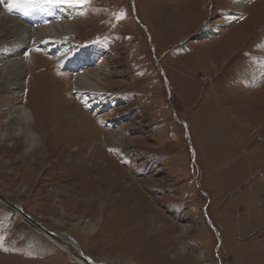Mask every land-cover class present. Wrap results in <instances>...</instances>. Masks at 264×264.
<instances>
[{
  "label": "rangeland",
  "instance_id": "1",
  "mask_svg": "<svg viewBox=\"0 0 264 264\" xmlns=\"http://www.w3.org/2000/svg\"><path fill=\"white\" fill-rule=\"evenodd\" d=\"M42 1L0 4L20 23L73 22L39 42L63 45L61 65L31 39L21 89L0 69V126L20 90L38 139L0 135V199L97 264H264L261 0ZM87 71L96 92L79 87ZM66 236L0 203V264H77L53 242L79 255Z\"/></svg>",
  "mask_w": 264,
  "mask_h": 264
},
{
  "label": "bare ground",
  "instance_id": "2",
  "mask_svg": "<svg viewBox=\"0 0 264 264\" xmlns=\"http://www.w3.org/2000/svg\"><path fill=\"white\" fill-rule=\"evenodd\" d=\"M62 1L63 0H59L58 5H60L64 8V4ZM246 1L247 0L234 1V4L239 9H242L243 5L245 4ZM45 2L46 1L41 0V4H43L44 6H46ZM260 4L263 5L264 0H261ZM7 5L10 6L9 4H7ZM47 5H49V4H47ZM51 6H52V4H51ZM42 8H40V9H42ZM54 8H53V10H55ZM71 12H68V13H71ZM44 13L46 14V11L41 10L39 12H36L35 15H32V14L27 15L31 21H30V23L25 24V23L18 22L17 21L18 19L17 20L16 19L15 20H8L11 17L6 15L5 12L2 11V9L0 7V46L1 47L4 46V48L2 50H0V69L2 70L3 76H4L2 82L5 83L4 85H7V86L10 85L9 88L12 86H16V87L21 89L22 86L24 85L23 84L24 83L23 76L26 74V65H27L25 62V58H26L25 51L28 49L27 46L32 42L33 39H36L35 44H38L39 47H43L46 52H52L56 56V60L60 63V65H61V62L65 61V59H66V57H64L66 49L63 47L62 44H54L52 42L44 44V42L51 40L53 37L55 39L63 40L62 36H67L68 34H73V25H72L73 22L70 20H66V22L61 20L62 19L61 15L55 16L54 19L56 21H54V20H52L53 17L51 18L50 13H48V18L44 19L45 18ZM12 19H14V18H12ZM26 22H28V21L26 20ZM43 39H45V40H44L43 44L41 43L42 46H40L39 42H40V40L42 41ZM64 40H66V39H64ZM263 48H264V46H263ZM78 53L79 52L77 51L75 57H78L77 56ZM242 54H244V53H242ZM70 55H71V53H70ZM240 55H241V53H240ZM67 57H68V55H67ZM69 65H71L75 71H80V69L82 67L80 61H75V60L70 61ZM251 73L256 78H259L261 80L264 79V54L261 56V62L259 64H256L255 67H253V69L251 70ZM54 79L59 80L55 77H54ZM77 79H78L79 87L82 89V91H89L88 93H90L92 91L96 92L100 88L99 85L97 84V81H101L100 78L98 77V75L96 76L93 73H90V71H87L84 74H78ZM60 81H58V83ZM7 86H5V87H7ZM32 90H33V88H32ZM20 93H21L20 90H18L16 92L10 91L9 93H6V94H9V96H10L9 99L7 100L6 104H5V109L8 110V113H7L8 117H5V119L3 120V122L0 126V128H1V131H0L1 141L4 143H7L14 138L16 139L17 136L24 137L26 140V143H28V145H29L28 151H30L31 148H33L34 146H37L38 139H37L36 134L33 130L34 121H33L32 113L28 112L25 107L16 106L13 103L14 100H16L17 97L20 96ZM24 125L26 126L25 129H24ZM86 194H88V193L86 192ZM103 209H104V207H103ZM15 212L20 214V212H18V211H15ZM36 228L39 229L44 235L47 236V234H45L44 231L42 229H40V227H36ZM65 236L66 235H62V237H59V238H65ZM48 238L50 239L52 237H48ZM66 238H68V236H66ZM51 240H53V239H51ZM53 242L56 244V246L58 247L59 250L65 252L71 258L73 263L97 264L95 262L93 263L92 260H91V262H88V263L84 262L82 260L81 256H79L77 254L75 255L74 253H72V251H70L64 245L57 243L55 239L53 240ZM70 243H72V246L75 249H77L78 251L80 250V246H78V244L75 240L74 241L70 240Z\"/></svg>",
  "mask_w": 264,
  "mask_h": 264
},
{
  "label": "water",
  "instance_id": "3",
  "mask_svg": "<svg viewBox=\"0 0 264 264\" xmlns=\"http://www.w3.org/2000/svg\"><path fill=\"white\" fill-rule=\"evenodd\" d=\"M0 203L4 204L7 207H12V209L14 211H18L20 212V215L23 219H25L26 221L32 222L33 225H35L36 227H40V229H42L44 231L45 234H47L48 237H52V238H58L60 236H58L56 233L42 227V225H39L38 223H36L32 217L30 215H28L27 213H25V211L23 210L22 207L16 206V205H12V204H7L4 201H2L0 199ZM71 241H74L71 237H68ZM79 256H81L82 259L86 260L87 262H91V259L85 255L82 251V249L80 248L79 250ZM103 264V263H102Z\"/></svg>",
  "mask_w": 264,
  "mask_h": 264
},
{
  "label": "snow or ice",
  "instance_id": "4",
  "mask_svg": "<svg viewBox=\"0 0 264 264\" xmlns=\"http://www.w3.org/2000/svg\"><path fill=\"white\" fill-rule=\"evenodd\" d=\"M9 3L12 8L29 7L38 2V0H0V4ZM81 5L87 2V0H79ZM119 18H123V14Z\"/></svg>",
  "mask_w": 264,
  "mask_h": 264
}]
</instances>
